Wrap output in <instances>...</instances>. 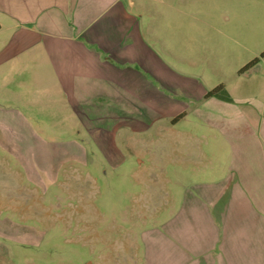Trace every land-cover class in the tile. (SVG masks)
Wrapping results in <instances>:
<instances>
[{
  "label": "rangeland",
  "instance_id": "obj_1",
  "mask_svg": "<svg viewBox=\"0 0 264 264\" xmlns=\"http://www.w3.org/2000/svg\"><path fill=\"white\" fill-rule=\"evenodd\" d=\"M134 1L192 7L213 27L186 14L179 27L157 22L176 72L150 75L144 93L138 76L116 120L107 109L80 123L58 88L22 93L27 121L0 136V264H190L180 251L196 246L183 221L193 198L217 189L232 160L264 172L261 123L242 122L250 107L264 112V0Z\"/></svg>",
  "mask_w": 264,
  "mask_h": 264
},
{
  "label": "crops",
  "instance_id": "obj_2",
  "mask_svg": "<svg viewBox=\"0 0 264 264\" xmlns=\"http://www.w3.org/2000/svg\"><path fill=\"white\" fill-rule=\"evenodd\" d=\"M167 6L155 10L134 0H0V136H10L2 130L7 125L27 121L15 105L22 93L40 86L60 89L80 123L89 114L97 119L98 111L107 109V116L116 120L113 109L131 104L138 76L144 93L153 86L146 80L150 75L157 81L161 73L176 72L164 58L179 60V54L156 40L152 30L160 26L157 22L161 28L179 27L178 17L186 14L199 26L213 27L197 9ZM249 109L242 122L251 129L261 123L255 137L264 161V112ZM246 167L232 160L228 177L217 189L193 198L192 216L183 221L192 223V231L198 228L192 236L196 246L180 251L187 250L184 259L190 264H264V172H248ZM207 202L203 213L198 203Z\"/></svg>",
  "mask_w": 264,
  "mask_h": 264
},
{
  "label": "trees",
  "instance_id": "obj_3",
  "mask_svg": "<svg viewBox=\"0 0 264 264\" xmlns=\"http://www.w3.org/2000/svg\"><path fill=\"white\" fill-rule=\"evenodd\" d=\"M223 90V88L216 89L215 91L209 93V97H214L219 91Z\"/></svg>",
  "mask_w": 264,
  "mask_h": 264
}]
</instances>
